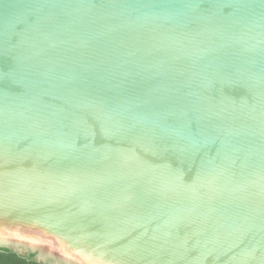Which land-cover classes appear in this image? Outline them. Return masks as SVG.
I'll return each mask as SVG.
<instances>
[{
  "label": "water",
  "instance_id": "95a60500",
  "mask_svg": "<svg viewBox=\"0 0 264 264\" xmlns=\"http://www.w3.org/2000/svg\"><path fill=\"white\" fill-rule=\"evenodd\" d=\"M0 247L264 264V0H0Z\"/></svg>",
  "mask_w": 264,
  "mask_h": 264
},
{
  "label": "trees",
  "instance_id": "16d2710c",
  "mask_svg": "<svg viewBox=\"0 0 264 264\" xmlns=\"http://www.w3.org/2000/svg\"><path fill=\"white\" fill-rule=\"evenodd\" d=\"M37 253L28 251L25 255L14 252L7 247H0V264H53L49 259L39 261ZM64 264V263H60Z\"/></svg>",
  "mask_w": 264,
  "mask_h": 264
}]
</instances>
